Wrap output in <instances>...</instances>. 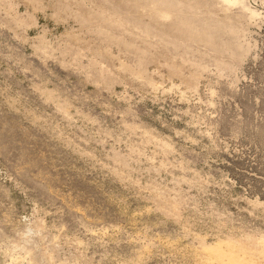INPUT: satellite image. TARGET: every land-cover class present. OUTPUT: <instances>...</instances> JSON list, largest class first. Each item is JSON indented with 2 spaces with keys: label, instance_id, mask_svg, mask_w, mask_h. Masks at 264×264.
Here are the masks:
<instances>
[{
  "label": "rangeland",
  "instance_id": "rangeland-1",
  "mask_svg": "<svg viewBox=\"0 0 264 264\" xmlns=\"http://www.w3.org/2000/svg\"><path fill=\"white\" fill-rule=\"evenodd\" d=\"M0 264H264V0H0Z\"/></svg>",
  "mask_w": 264,
  "mask_h": 264
}]
</instances>
